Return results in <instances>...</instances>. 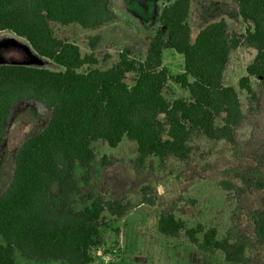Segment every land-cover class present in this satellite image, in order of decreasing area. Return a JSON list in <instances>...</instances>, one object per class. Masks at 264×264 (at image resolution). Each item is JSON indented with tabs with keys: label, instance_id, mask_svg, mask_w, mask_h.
Returning a JSON list of instances; mask_svg holds the SVG:
<instances>
[{
	"label": "trees",
	"instance_id": "16d2710c",
	"mask_svg": "<svg viewBox=\"0 0 264 264\" xmlns=\"http://www.w3.org/2000/svg\"><path fill=\"white\" fill-rule=\"evenodd\" d=\"M111 1L0 0V32L24 39L35 54L62 68L0 65V147L15 105L31 100L51 112L46 127L17 149L12 180L0 195V264H16L15 251L34 262L93 264L91 250L104 215L121 218L128 210L120 201L101 198L78 212L69 208L70 198L80 193L74 169L90 167L93 142L109 148L123 139L135 142L137 165L150 156L159 164L169 156L188 159L194 135L236 144L243 112L235 89L224 86L222 78L241 42L225 21L208 24L191 41V0H174L161 8L159 28L143 60L124 49L111 69L101 71L94 68L92 53L82 55L76 44L56 38L48 23L97 29L115 19ZM230 1L246 24V43L256 51L238 87L255 100L250 79L264 83V0ZM98 41L90 39L89 48L94 50ZM166 49L182 56L181 73L171 76L163 66ZM128 74L135 76L130 86L124 82ZM169 81L187 98L167 100L163 91ZM253 225L256 243L264 246V214ZM157 230L171 238L184 233L200 252H220L226 263L250 264L253 245L234 228L219 237L215 227L186 228L173 214L162 213Z\"/></svg>",
	"mask_w": 264,
	"mask_h": 264
},
{
	"label": "rangeland",
	"instance_id": "374dc122",
	"mask_svg": "<svg viewBox=\"0 0 264 264\" xmlns=\"http://www.w3.org/2000/svg\"><path fill=\"white\" fill-rule=\"evenodd\" d=\"M162 2L112 0L115 19L98 29L54 22L48 26L56 38L76 44L82 55L92 53L97 60L94 68L106 71L124 49L130 51L131 57L144 59L159 27L155 19ZM222 19L241 42L229 55L222 78L224 86L235 89L243 112V121L235 130L236 144L194 135L189 142L192 153L188 159L179 161L169 156L159 164L150 156L143 165H137L135 142L123 139L116 148L93 142L95 159L90 167L74 169L80 193L70 198L69 208L81 211L97 198L120 201L128 208L121 218L104 215L97 245L91 250L93 264H229L220 252H200L184 233L173 238L161 235L157 224L162 213L173 214L186 228L215 227L219 237L234 228L253 245L248 254L250 264H264V246L256 243L253 225L257 216L264 214V83L250 79L255 100L238 87L256 51L246 43L244 27L238 23L232 4L224 0L192 2L190 40L208 24ZM95 37L99 38L98 45L91 50L88 43ZM162 57L171 76L182 72L181 55L166 49ZM0 65L62 71L60 66L35 54L24 39L8 31L0 32ZM134 81V74L124 78L129 86ZM186 93L169 81L163 96L167 100L186 99ZM50 116L48 109L31 100L11 109L0 147V195L12 180L17 149L40 133ZM223 182L229 184V189L223 187ZM14 258L16 264H61L26 260L18 252Z\"/></svg>",
	"mask_w": 264,
	"mask_h": 264
},
{
	"label": "crops",
	"instance_id": "0c3cea01",
	"mask_svg": "<svg viewBox=\"0 0 264 264\" xmlns=\"http://www.w3.org/2000/svg\"><path fill=\"white\" fill-rule=\"evenodd\" d=\"M174 0H163V2H162V5L161 6H158V11H156L157 13H156V23H158V19H159V14H160V10H161V8H162V6H164V5H169V4H171L172 2H173ZM193 1H195V0H191V2H190V7H189V13H188V18H187V22H188V24H189V26H190V30H192V26H191V22H190V15H191V5H192V2ZM224 1H228L229 3H231L232 4V7H233V10H234V12H235V16H236V19H237V21H238V23L240 22L241 24H242V26L244 27V33H245V30H246V24L245 23H243V21L241 20V18H240V16H239V14H238V10H237V6L235 5V3H233L232 1H230V0H224ZM151 5V4H150ZM222 20H224V19H222ZM144 21V20H143ZM225 21V20H224ZM145 22V21H144ZM218 22V21H217ZM225 23H226V25H227V27H228V25H229V23L228 22H226L225 21ZM158 26H159V23H158ZM159 28V27H158ZM98 29V28H97ZM162 32H163V35H164V37H166V34H164L165 33V31L162 29ZM164 52V51H163ZM231 54V53H230ZM163 56V55H162ZM163 58V57H162ZM226 68V67H225ZM186 96H187V93H186ZM187 98V97H186ZM4 141V140H3ZM15 252H17V251H15ZM15 254V253H14Z\"/></svg>",
	"mask_w": 264,
	"mask_h": 264
}]
</instances>
